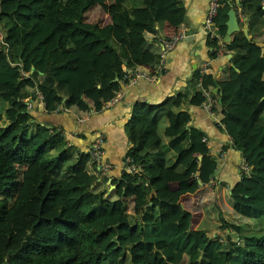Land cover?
<instances>
[{
    "label": "trees",
    "instance_id": "1",
    "mask_svg": "<svg viewBox=\"0 0 264 264\" xmlns=\"http://www.w3.org/2000/svg\"><path fill=\"white\" fill-rule=\"evenodd\" d=\"M14 1L0 7V264H264V39L248 48L226 44L231 86L219 100L248 167L227 201L246 220L226 217L228 206L217 200L212 213L206 200L198 222L179 198L214 179L218 161L205 136L178 120L180 95L133 106L127 157L138 168L112 177L110 189L88 152L30 111L38 90L46 111L81 116L89 104L102 108L128 77L152 74L156 35L169 37L175 31L165 28L184 22L181 0H111L100 21L91 10L106 0ZM239 3L250 31L263 33L260 0ZM229 9L219 0L213 28L221 35ZM208 39L215 54L217 42ZM214 83L213 74L195 70L190 86L199 102Z\"/></svg>",
    "mask_w": 264,
    "mask_h": 264
},
{
    "label": "crops",
    "instance_id": "2",
    "mask_svg": "<svg viewBox=\"0 0 264 264\" xmlns=\"http://www.w3.org/2000/svg\"><path fill=\"white\" fill-rule=\"evenodd\" d=\"M208 2L209 0H181L185 9L184 22L165 29L173 32L184 26L188 35L180 39L166 53L162 69L159 70L155 79L137 77L134 81H122L119 88L120 98L113 102L111 100L105 102L99 110H96L93 104H89V108L81 116L66 108L48 112L39 102L34 103L30 108L37 122L48 127H59L67 141L75 144L81 152H88L94 135L102 132L104 136L102 158L110 164V168L105 173L108 176L106 184L110 189L115 186L111 183L112 177L122 172L127 151L132 146L126 125L131 117L133 106L138 103L145 107L149 103L159 102L168 96L180 95L182 114L179 115L178 120L205 136L210 153L214 154L218 161L214 179L200 184L196 191L179 198L182 205L200 214L198 222L204 213L202 205L197 207L200 201H210L215 197L221 208L225 205L228 209L230 208L226 194L244 170L241 151L233 146L231 136L221 121L222 110L219 104L221 93L230 89L231 86L227 68L231 64L229 59L232 53L231 51L216 54L211 52L208 36L202 29ZM229 2L230 9H235L236 23L226 43L241 44L244 48H248L252 41H262L264 32L260 34L251 32L246 15L237 9L236 0H229ZM162 23L160 28L165 25ZM240 30L243 31L242 36L236 34ZM257 43L261 44V42ZM149 44L157 51L156 44L151 42ZM149 49L151 50L150 47ZM262 53L264 54V46ZM197 69L214 75L215 83L208 88L211 96L216 100L211 110L205 106L203 91H199L203 97L199 102L198 89L195 90L190 86L191 78ZM260 87L264 88V81L261 82ZM163 183L164 178L160 177L158 184ZM213 230L215 229L212 228L211 231Z\"/></svg>",
    "mask_w": 264,
    "mask_h": 264
},
{
    "label": "built area",
    "instance_id": "3",
    "mask_svg": "<svg viewBox=\"0 0 264 264\" xmlns=\"http://www.w3.org/2000/svg\"><path fill=\"white\" fill-rule=\"evenodd\" d=\"M240 0H236L237 9L241 11V5L239 3ZM219 4V0H209L208 7L205 15V20L202 25L203 31L207 34L208 38H214L217 42V47L215 49V54L220 52L224 53L229 51L226 46V41L223 39V35L216 32L213 28V21L217 13V6ZM260 4L262 7H264V0H260ZM186 28L184 26L179 27L173 34H171L169 37L159 36L156 35L161 43V50L159 53V61L155 65V71L152 74H148L144 71L137 72L131 77H128V81H134L137 77H144L148 80H153L157 77L159 70L162 69V64L165 59L166 53L172 49L177 42L185 38L187 36ZM124 70V69H123ZM203 72V71H201ZM203 94L205 96V106L208 110H211L213 103L216 101L214 97L211 96L210 90L208 88H203ZM37 98L35 101L42 105L43 101L41 100L42 94L40 91L37 90ZM121 91L120 89L116 92V94L110 99L111 102L117 100L120 98ZM33 100L30 98H26L27 106L30 107L32 105ZM202 140H205V137H202ZM103 143H104V136L102 132H98L94 135L92 138L90 145L88 147V153L90 155V158L95 161V163L98 165V173L105 174L107 170L110 168V164L102 158L103 154ZM125 164L122 166V171L126 172H136L137 171V165L132 161V158L126 157ZM244 170H247L248 167L246 166L245 162L242 166Z\"/></svg>",
    "mask_w": 264,
    "mask_h": 264
},
{
    "label": "rangeland",
    "instance_id": "4",
    "mask_svg": "<svg viewBox=\"0 0 264 264\" xmlns=\"http://www.w3.org/2000/svg\"><path fill=\"white\" fill-rule=\"evenodd\" d=\"M110 1L111 0H106V4H104V3H97L96 5H94V7L92 8V10H91V17H92V20L94 21V20H98V21H100L102 18H104V19H108V16H107V14H109L110 13ZM14 5H15V1L13 0L12 2L10 1L9 2V0H0V7H4V8H7V7H14ZM105 15V16H104ZM2 40V34H1V31H0V41ZM164 121L163 120H161V123H160V125H162V123H163ZM113 188V187H112ZM110 197H114V196H110ZM226 198L228 199V201L229 202H231V198H230V196H229V194L227 193L226 194ZM210 202H211V212L212 213H217V204H216V198L215 197H213L211 200H210ZM219 202V201H218ZM130 209H131V206H130ZM208 210H209V208H207L206 209V214L208 215ZM223 213H224V215L226 216V217H229L230 219H232V220H234L235 218L233 217V216H237L239 219V222H242V223H244V220H246V217L245 216H242L241 214H237V213H235L234 212V214L231 212V210L230 209H228V208H223ZM253 222H255L254 220H253ZM204 223H206V221L204 222ZM181 264V263H180Z\"/></svg>",
    "mask_w": 264,
    "mask_h": 264
},
{
    "label": "water",
    "instance_id": "5",
    "mask_svg": "<svg viewBox=\"0 0 264 264\" xmlns=\"http://www.w3.org/2000/svg\"><path fill=\"white\" fill-rule=\"evenodd\" d=\"M226 23H227V32L224 35V41H227L229 39V36H230L231 31L235 27V23H236V12H235V9L234 8L229 9V11H228V19H227V22ZM198 158H201V155L200 154L198 155ZM198 181L201 182L200 179H198ZM113 239H115V238H113Z\"/></svg>",
    "mask_w": 264,
    "mask_h": 264
}]
</instances>
